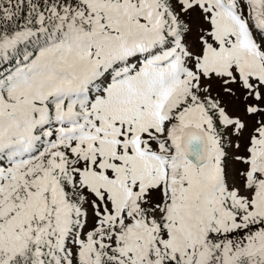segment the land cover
<instances>
[{
    "label": "snow or ice",
    "instance_id": "6c2138e0",
    "mask_svg": "<svg viewBox=\"0 0 264 264\" xmlns=\"http://www.w3.org/2000/svg\"><path fill=\"white\" fill-rule=\"evenodd\" d=\"M0 264H264V0H0Z\"/></svg>",
    "mask_w": 264,
    "mask_h": 264
}]
</instances>
